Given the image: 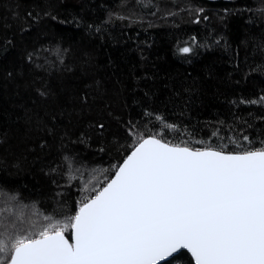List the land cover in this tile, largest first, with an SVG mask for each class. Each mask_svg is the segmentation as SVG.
Wrapping results in <instances>:
<instances>
[{
	"label": "trees",
	"instance_id": "obj_1",
	"mask_svg": "<svg viewBox=\"0 0 264 264\" xmlns=\"http://www.w3.org/2000/svg\"><path fill=\"white\" fill-rule=\"evenodd\" d=\"M262 97L264 0H0V231L73 215L130 132L260 147Z\"/></svg>",
	"mask_w": 264,
	"mask_h": 264
},
{
	"label": "snow or ice",
	"instance_id": "obj_2",
	"mask_svg": "<svg viewBox=\"0 0 264 264\" xmlns=\"http://www.w3.org/2000/svg\"><path fill=\"white\" fill-rule=\"evenodd\" d=\"M130 134V153L73 215L0 231V264H264V142L227 151Z\"/></svg>",
	"mask_w": 264,
	"mask_h": 264
},
{
	"label": "water",
	"instance_id": "obj_3",
	"mask_svg": "<svg viewBox=\"0 0 264 264\" xmlns=\"http://www.w3.org/2000/svg\"><path fill=\"white\" fill-rule=\"evenodd\" d=\"M66 237H68V236H66ZM183 251H185L186 252V250H183ZM190 255V254H189Z\"/></svg>",
	"mask_w": 264,
	"mask_h": 264
}]
</instances>
